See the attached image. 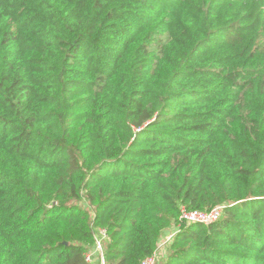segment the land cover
I'll return each mask as SVG.
<instances>
[{"label": "trees", "instance_id": "16d2710c", "mask_svg": "<svg viewBox=\"0 0 264 264\" xmlns=\"http://www.w3.org/2000/svg\"><path fill=\"white\" fill-rule=\"evenodd\" d=\"M99 228L106 264H264V0H0V264Z\"/></svg>", "mask_w": 264, "mask_h": 264}, {"label": "built area", "instance_id": "2783aa9c", "mask_svg": "<svg viewBox=\"0 0 264 264\" xmlns=\"http://www.w3.org/2000/svg\"><path fill=\"white\" fill-rule=\"evenodd\" d=\"M78 205L85 206L91 210L93 216H95V212L93 208L86 202H79ZM224 207L218 206L210 211H188L183 208L181 210L180 221L186 225H194V224H202V225H211L217 223L223 217ZM90 229H93V225H91ZM177 235V232H173L168 236H165L161 241L160 247L156 251V253L145 259L142 264H158L159 258L161 256L160 252H162V248L168 246L173 242ZM95 245L92 250H90L85 255V259L87 263H98V264H106L105 254H104V244L108 240V232L106 229L99 228L94 232Z\"/></svg>", "mask_w": 264, "mask_h": 264}, {"label": "rangeland", "instance_id": "374dc122", "mask_svg": "<svg viewBox=\"0 0 264 264\" xmlns=\"http://www.w3.org/2000/svg\"><path fill=\"white\" fill-rule=\"evenodd\" d=\"M161 238H164V235H162V237ZM105 252V251H104ZM105 254V253H104ZM160 254H161V256H160V258H159V262H158V264H164V262H165V255H164V252H160Z\"/></svg>", "mask_w": 264, "mask_h": 264}]
</instances>
